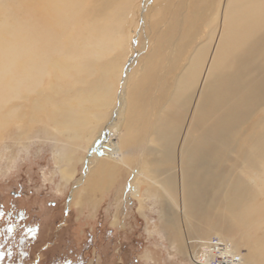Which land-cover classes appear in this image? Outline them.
Listing matches in <instances>:
<instances>
[{"label":"bare ground","instance_id":"6f19581e","mask_svg":"<svg viewBox=\"0 0 264 264\" xmlns=\"http://www.w3.org/2000/svg\"><path fill=\"white\" fill-rule=\"evenodd\" d=\"M143 1L0 0V159L37 135L82 191L132 172L181 254L215 236L264 264V0H152L150 46Z\"/></svg>","mask_w":264,"mask_h":264},{"label":"rangeland","instance_id":"374dc122","mask_svg":"<svg viewBox=\"0 0 264 264\" xmlns=\"http://www.w3.org/2000/svg\"><path fill=\"white\" fill-rule=\"evenodd\" d=\"M143 6L149 31L139 39L149 37L150 46L156 27L163 24H155L152 0ZM137 43L123 76L150 51ZM134 81L135 75L123 93L125 100ZM30 141L18 146L11 161L0 159V264H191L187 248L181 254L175 235L161 224L159 200L143 185L139 198L131 194L132 172L120 171L110 185L82 191L76 184L84 164H76L74 178L65 182L52 143L37 135ZM239 162L231 155L225 165Z\"/></svg>","mask_w":264,"mask_h":264},{"label":"built area","instance_id":"2783aa9c","mask_svg":"<svg viewBox=\"0 0 264 264\" xmlns=\"http://www.w3.org/2000/svg\"><path fill=\"white\" fill-rule=\"evenodd\" d=\"M188 257L192 264H244L229 244L215 236L190 244Z\"/></svg>","mask_w":264,"mask_h":264}]
</instances>
